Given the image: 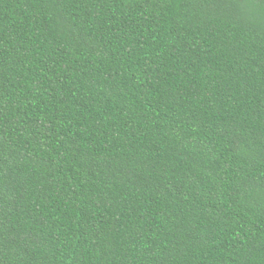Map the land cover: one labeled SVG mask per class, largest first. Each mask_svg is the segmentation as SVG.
<instances>
[{"label": "trees", "instance_id": "16d2710c", "mask_svg": "<svg viewBox=\"0 0 264 264\" xmlns=\"http://www.w3.org/2000/svg\"><path fill=\"white\" fill-rule=\"evenodd\" d=\"M0 264H264V0H0Z\"/></svg>", "mask_w": 264, "mask_h": 264}]
</instances>
